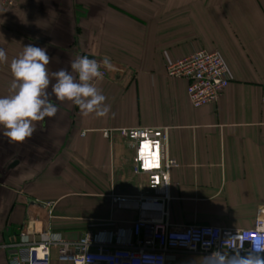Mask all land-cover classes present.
Segmentation results:
<instances>
[{
    "label": "crops",
    "instance_id": "0c3cea01",
    "mask_svg": "<svg viewBox=\"0 0 264 264\" xmlns=\"http://www.w3.org/2000/svg\"><path fill=\"white\" fill-rule=\"evenodd\" d=\"M28 44L46 48L49 71L70 69L78 55L107 58L97 86L110 111L84 116L57 102L56 116L25 143L0 133V246L17 241L28 221L21 241L129 228L135 212L118 209L111 196L143 194L144 179L131 171L127 144L102 133L141 126L169 130L167 153L177 163L169 172L170 224L253 226L264 207V0H17L0 8L7 55L0 95L8 93L11 60ZM199 50L218 52L229 84L216 102L194 109L186 82L165 70ZM8 252L0 264H9Z\"/></svg>",
    "mask_w": 264,
    "mask_h": 264
},
{
    "label": "built area",
    "instance_id": "2783aa9c",
    "mask_svg": "<svg viewBox=\"0 0 264 264\" xmlns=\"http://www.w3.org/2000/svg\"><path fill=\"white\" fill-rule=\"evenodd\" d=\"M16 1L0 0V8L9 10ZM165 74L186 82L185 96L194 109L216 102L229 84L226 66L215 51L193 52L169 64ZM260 102L264 104V84ZM168 131L141 126L102 133L109 138L115 132L127 144L131 171L144 179L143 194L111 196L118 209L135 212L129 228L85 232L74 241L48 231L44 240L21 241V235L30 233L28 221L17 241L0 246L11 253L9 264H167L169 253L200 256L206 264H264V207L245 229L168 222L169 172L177 166L167 153Z\"/></svg>",
    "mask_w": 264,
    "mask_h": 264
},
{
    "label": "clouds",
    "instance_id": "9594fccd",
    "mask_svg": "<svg viewBox=\"0 0 264 264\" xmlns=\"http://www.w3.org/2000/svg\"><path fill=\"white\" fill-rule=\"evenodd\" d=\"M52 59L46 48L28 44L11 60L8 93L0 95V133L9 143H25L37 132V125L43 130L47 119L58 113L57 102H71L84 116L109 113L110 105L97 86L104 75L101 68L109 65L107 58L98 61L78 55L70 61V69L49 71ZM6 62V52L0 48V63Z\"/></svg>",
    "mask_w": 264,
    "mask_h": 264
},
{
    "label": "trees",
    "instance_id": "16d2710c",
    "mask_svg": "<svg viewBox=\"0 0 264 264\" xmlns=\"http://www.w3.org/2000/svg\"><path fill=\"white\" fill-rule=\"evenodd\" d=\"M0 253H1V254L4 253V254L7 255V251H6V250H0ZM9 255H10V254H9Z\"/></svg>",
    "mask_w": 264,
    "mask_h": 264
},
{
    "label": "water",
    "instance_id": "95a60500",
    "mask_svg": "<svg viewBox=\"0 0 264 264\" xmlns=\"http://www.w3.org/2000/svg\"><path fill=\"white\" fill-rule=\"evenodd\" d=\"M13 165H15V164H13ZM13 165L11 167H13Z\"/></svg>",
    "mask_w": 264,
    "mask_h": 264
}]
</instances>
